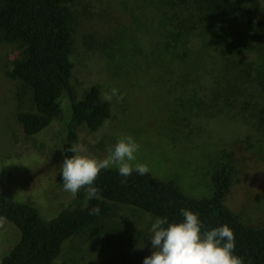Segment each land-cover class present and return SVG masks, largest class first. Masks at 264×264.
<instances>
[{
  "label": "trees",
  "instance_id": "16d2710c",
  "mask_svg": "<svg viewBox=\"0 0 264 264\" xmlns=\"http://www.w3.org/2000/svg\"><path fill=\"white\" fill-rule=\"evenodd\" d=\"M79 0H0V40L16 55L7 74L21 82L23 103L16 114L23 132L44 145L56 143L61 164L74 153L86 129L98 132L112 117L110 101L98 84L78 97L72 84L74 36L72 9ZM161 40L157 59L180 73L174 80L171 118L176 126L190 116L233 114L261 130L264 127V8L260 0H155ZM194 75V76H193ZM68 104L66 118L64 103ZM55 123L63 127L54 132ZM185 123V124H184ZM236 170L223 164L211 176L210 197L186 195L172 179L133 171L127 179L116 168L102 170L94 183L100 199H87L82 189L56 216L16 201L0 189V217L19 231L15 245L0 264H53L66 241L89 236L116 247L111 225L121 207H133L169 223L183 220L181 208L191 210L207 229L227 224L235 235L234 255L245 264H264V226L244 223L224 205ZM98 207L99 212L89 214ZM117 251L119 264H143L137 251Z\"/></svg>",
  "mask_w": 264,
  "mask_h": 264
},
{
  "label": "rangeland",
  "instance_id": "374dc122",
  "mask_svg": "<svg viewBox=\"0 0 264 264\" xmlns=\"http://www.w3.org/2000/svg\"><path fill=\"white\" fill-rule=\"evenodd\" d=\"M260 2L264 8V0ZM156 7L155 0H79L73 7L71 84L77 96L94 84L104 97L118 90L107 99L112 117L104 126L96 133L82 129L79 145L87 151L81 154L106 158L121 135H131L140 145L133 163L147 164L153 177L174 180L194 198L210 197L213 172L231 164L236 173L224 205L244 223L264 226V127L256 129L233 114H199L190 116L186 127L174 124L171 108L179 90L173 84L180 73L157 59L163 30ZM15 55L12 45L0 40V189L50 219L72 194L63 190L56 143L46 146L41 138L26 136L16 119L24 98L21 102V82L7 74ZM64 109L69 118L66 102ZM62 127L55 123L54 132ZM155 219L122 206L111 225L117 237L114 249L98 238L74 237L53 264H119L115 249L137 251L144 261L152 252L150 228ZM18 238V229L0 220V260Z\"/></svg>",
  "mask_w": 264,
  "mask_h": 264
},
{
  "label": "clouds",
  "instance_id": "9594fccd",
  "mask_svg": "<svg viewBox=\"0 0 264 264\" xmlns=\"http://www.w3.org/2000/svg\"><path fill=\"white\" fill-rule=\"evenodd\" d=\"M117 94L118 90L113 88L105 98L111 100ZM139 148L131 135H121L103 159L81 154L87 151L83 145L71 146L67 151L74 155L66 157L60 166L63 190L75 197L83 189L87 199H100L99 189L93 185L102 170L115 167L125 179L133 171L141 176L148 174L147 164L133 163ZM98 212V207L89 210V214ZM180 212L181 222L169 223L166 217H157L151 224L152 252L143 264H245L242 257L234 255L235 235L227 224L207 229L197 213L184 208Z\"/></svg>",
  "mask_w": 264,
  "mask_h": 264
}]
</instances>
